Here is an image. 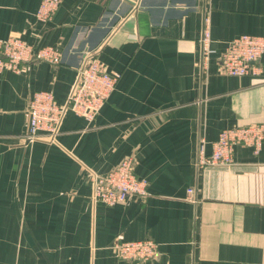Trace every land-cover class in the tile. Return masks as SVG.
<instances>
[{
	"label": "crops",
	"instance_id": "1",
	"mask_svg": "<svg viewBox=\"0 0 264 264\" xmlns=\"http://www.w3.org/2000/svg\"><path fill=\"white\" fill-rule=\"evenodd\" d=\"M41 2L0 0V39L62 58L0 76V264H264V144L198 166L223 129L264 123V56L243 76L219 59L228 40L264 36V0H62L46 21ZM89 57L121 74L99 113L68 110L55 141L28 140L33 93L65 103ZM128 157L148 194L95 204L90 171ZM143 238L152 260L116 255L117 240Z\"/></svg>",
	"mask_w": 264,
	"mask_h": 264
},
{
	"label": "built area",
	"instance_id": "2",
	"mask_svg": "<svg viewBox=\"0 0 264 264\" xmlns=\"http://www.w3.org/2000/svg\"><path fill=\"white\" fill-rule=\"evenodd\" d=\"M62 0H42L37 11L39 19L52 18ZM206 55L215 50L210 48V35L203 36ZM264 56V36L240 34L225 44L219 54L223 71L231 76L256 74L258 61ZM44 61L52 65L61 63L62 58L54 46H38L20 36L0 39V76L7 71L22 72L30 63ZM121 74L110 72L96 58L89 57L79 68L74 84L65 103H60L52 91H36L28 104L29 124L26 138L55 141L60 125L68 110H72L92 120L101 110L115 89ZM264 144V123H252L223 129L212 142L210 152L201 150L198 166L232 165L237 145L254 148L256 152ZM92 200L95 204L114 206L125 202L131 196L145 197L148 181L139 177L134 169V160L125 158L115 168L105 174L90 171ZM192 189H189L191 192ZM116 255L128 261H149L157 255L158 244L151 238L117 240L114 244Z\"/></svg>",
	"mask_w": 264,
	"mask_h": 264
}]
</instances>
